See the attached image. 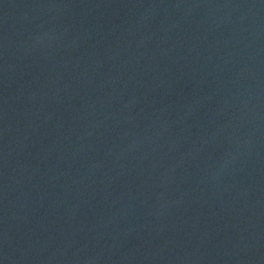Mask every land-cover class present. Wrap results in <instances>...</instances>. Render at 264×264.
Wrapping results in <instances>:
<instances>
[{"label": "water", "instance_id": "obj_1", "mask_svg": "<svg viewBox=\"0 0 264 264\" xmlns=\"http://www.w3.org/2000/svg\"><path fill=\"white\" fill-rule=\"evenodd\" d=\"M0 264H264V0H0Z\"/></svg>", "mask_w": 264, "mask_h": 264}]
</instances>
